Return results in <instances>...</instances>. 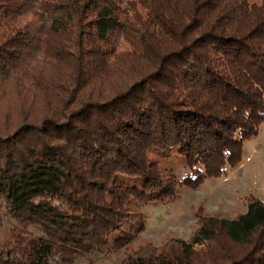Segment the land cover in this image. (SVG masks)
Segmentation results:
<instances>
[{
    "label": "trees",
    "instance_id": "16d2710c",
    "mask_svg": "<svg viewBox=\"0 0 264 264\" xmlns=\"http://www.w3.org/2000/svg\"><path fill=\"white\" fill-rule=\"evenodd\" d=\"M26 2L0 3V200L18 224L0 264L116 252L138 207L221 176L264 123V0H39L32 63ZM247 200L124 264H264V202Z\"/></svg>",
    "mask_w": 264,
    "mask_h": 264
},
{
    "label": "rangeland",
    "instance_id": "374dc122",
    "mask_svg": "<svg viewBox=\"0 0 264 264\" xmlns=\"http://www.w3.org/2000/svg\"><path fill=\"white\" fill-rule=\"evenodd\" d=\"M9 2L23 4L26 1L0 0V3ZM15 19L17 25L34 32L35 43L25 59V63H32L39 57L37 31L45 22L39 0H28L25 6L20 7ZM125 46L121 41H116L118 49ZM176 162L179 164L178 161L162 164L174 167L176 175L180 177L184 170ZM249 196L264 202V123L260 124L256 135L243 141L241 159L236 166L225 167L221 176L205 178L195 188L178 187L173 201L138 207L143 228L128 244L114 253L94 252L68 264H124L130 253L144 245L157 249L171 238L186 240L197 227V213L232 218L244 212ZM13 227H18V224L5 213L0 200V242L8 239L9 229ZM26 229L34 234L39 233L30 225ZM51 264L62 263L54 257Z\"/></svg>",
    "mask_w": 264,
    "mask_h": 264
}]
</instances>
